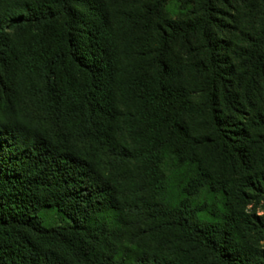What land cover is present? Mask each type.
<instances>
[{"label": "trees", "instance_id": "obj_1", "mask_svg": "<svg viewBox=\"0 0 264 264\" xmlns=\"http://www.w3.org/2000/svg\"><path fill=\"white\" fill-rule=\"evenodd\" d=\"M168 1L133 16L158 38L138 74L102 0H0V264H264V0Z\"/></svg>", "mask_w": 264, "mask_h": 264}, {"label": "rangeland", "instance_id": "obj_2", "mask_svg": "<svg viewBox=\"0 0 264 264\" xmlns=\"http://www.w3.org/2000/svg\"><path fill=\"white\" fill-rule=\"evenodd\" d=\"M102 1L115 21L126 67L138 74L145 72L155 73L152 68V62L155 50L158 47V38L156 37L154 27L151 25L148 28L147 22L140 18H133L134 15L137 16L142 11L145 0ZM195 8L196 4L191 3L190 0H169L163 13L168 18L183 20L191 16ZM228 11L235 15L232 10L228 9ZM236 16L238 17L239 15L236 14ZM191 50L192 47L190 45L187 46L184 42L180 41L172 46L168 58L175 82L189 90L195 109L201 110L203 103H206L207 100L205 92H200V81L204 77L200 74L201 68L194 66L200 60L195 57L193 58L192 54L194 52H191ZM199 120L197 117H192L190 123H193L194 128L198 129ZM208 155L209 151H204L205 158L207 157L210 162H217ZM220 166L225 170L224 176H230L231 172L229 173L227 165L217 164L214 170L218 173L220 170L221 173ZM263 205V202L259 205H248L246 211L261 215L263 214ZM48 217H53V215L49 214Z\"/></svg>", "mask_w": 264, "mask_h": 264}]
</instances>
